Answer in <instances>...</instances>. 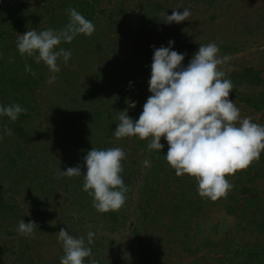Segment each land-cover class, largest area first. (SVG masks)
Listing matches in <instances>:
<instances>
[{"label": "trees", "instance_id": "trees-1", "mask_svg": "<svg viewBox=\"0 0 264 264\" xmlns=\"http://www.w3.org/2000/svg\"><path fill=\"white\" fill-rule=\"evenodd\" d=\"M29 1L0 0V52H4L0 54V105L10 106L18 103L27 109V113L20 114L15 122L11 121L7 116H0V129L5 135L0 140V149L3 150L0 154V221L4 220L14 224V229L7 225L8 228L3 233L10 241H14V238L18 235L19 221L24 219L25 222H28V217L22 213L20 204L15 202L16 200H12V196L8 195V191H12L17 183L19 185L23 177H28V172L32 166H38L39 169L49 165L46 161L38 158L33 160L34 155L27 148V137L32 134L33 128L29 119L33 117V114H41L39 105H35L37 103L36 91L43 89V83L48 81L49 75L45 71L48 67L43 62L37 64L32 57H22L16 47L11 49L12 52H5L2 48V44L4 45L5 42L18 34H24L28 30L40 32L48 29L42 23L40 13L32 9L33 7ZM59 1L60 17L56 14L52 15L50 20L52 29H62L70 19L67 10L75 8L86 19L94 23L95 34H97L95 37H101V35L103 37L106 32L105 26H108L107 31L109 32L111 29L116 34L118 42L116 44H120L123 47L122 56L117 53L116 48H111L112 59L97 74V77L102 76L106 86L113 87H106L97 81H92L98 89L94 88L93 92L85 94V105H89L92 108L94 106L95 110L94 115H90L92 112L88 109L76 114L75 119L79 122L82 121L83 117L88 116L84 120L88 122H82L84 124L79 130L74 128L72 120L64 113L62 108L67 107L66 105H64L65 107L61 105L64 102L63 94L58 88L54 90V94H57L54 98V103L49 101L50 105L45 110L48 114H61L59 126L64 127V130L66 129L65 132L62 131L65 140V144H62L64 147H68L70 152L80 153L84 149V153L87 155V152L93 147L97 149L121 147L125 152H129L128 147L120 143L122 140H129L134 144L132 150L137 147H144V149L139 151L148 152L151 155L152 164L144 175V187L138 204L139 215L133 230L132 263L172 264L171 260L167 259L169 253L174 250V248L169 246L170 242H172L174 247L180 245L187 252V256L194 257L189 264H203L207 258L214 260V263L218 264L212 256L207 255L208 252L215 250L218 241L205 233L202 224L204 221L200 219L208 205L218 204L228 214L236 218L235 228L238 231V235L243 236L245 235L243 233L249 232L257 237L255 243L250 241L244 243L243 238H239L241 241L240 249L236 254L232 253L224 258L226 263L222 264H235L234 258L243 259V264H264V152L261 153L259 163H254L247 171H239L234 176H227L226 179H229L234 185L233 189L229 192L226 199L221 198L216 202H212L199 196L197 182L194 178L188 174L177 176L175 170L169 166L165 158L168 145L163 137L161 138V143L164 144V148L161 152H158L148 149L149 142H146L147 140H141L137 137L117 139L114 135L119 123V113L126 110L134 121L138 120L143 111V105L151 95L148 90V82L151 76L152 57L159 42L169 44V41H174L171 46H175V51L179 52L181 49V54H185L182 64L186 67L194 56L197 46L199 47L203 42L201 40L199 41L200 43L196 41L197 34L200 35L199 31L201 30H209L212 25L216 24L218 19L215 12L208 13L206 11L204 18L197 22L193 21L197 18H193L191 13L192 17L190 16L189 20L167 24L161 13L171 15L174 10L182 13L185 7L190 6L191 8L194 6L201 8V6H210V2L207 0H139L136 6L134 5L132 8V13H130L127 7H123L126 0H108L113 3V6H104L102 4L103 0ZM46 3L47 6L45 3L44 6L48 12H51V2ZM179 3V7L170 8L171 4ZM40 6L43 7L42 2L37 4L38 8ZM247 9L246 11H248ZM197 10L195 9V11ZM127 14H131V18H136V21H138L136 26H138L136 28L137 31L135 29L130 37V42L124 43L122 40L132 30L124 29L125 26H119L118 20L127 16ZM3 22H9L10 24H4ZM9 25L10 27H8ZM239 25L242 32L253 35L264 33V9L257 8L252 13L246 14V18ZM94 35H81V37L82 39H92ZM136 35L141 38L140 45H138L139 40ZM77 42L79 41L73 40L71 43H64L63 49L70 50L72 53L70 59H73V56L76 59L68 60L67 64L63 62L66 68L72 65L77 67V63L79 65L86 63L84 59L88 54L89 47H84V45L82 47ZM247 44L248 42H246ZM218 45H220L218 47H220L222 55H226L228 51L239 50L240 46L244 44L240 43L235 46L233 44L226 45L225 42H222L218 43ZM225 47L229 50H223ZM59 48L58 46L57 50ZM10 57L13 58L11 62ZM61 60L62 58L58 60V63ZM26 65L36 72V76L25 71ZM105 70L109 72L110 76L103 73ZM75 74L76 71L74 70L67 71L61 68V72L56 73V77L57 79L59 78V81H61L63 75L68 77L66 82L69 85L72 81L75 82ZM71 76L72 78H70ZM225 78L230 79L234 85L229 98L236 101L237 107L247 110L250 117L260 114L262 119L260 122H264V66L263 68L254 65L243 66L240 69L226 72ZM62 87L65 88V85L63 84ZM133 103H135V107H131ZM50 116L52 117V115ZM56 122H58V119H56ZM252 122L258 123L254 120ZM5 128L12 129L13 134L11 136L6 135L4 133ZM80 135H83L84 138L79 137ZM32 142H34V146L37 144L36 140ZM52 143H54V140ZM45 145L46 143H43L41 146L42 152L47 148ZM126 161L127 159L122 162L124 171L121 176L129 188L126 193V195H129H127L125 202V204H128V198L133 193L132 189L135 186L136 176L135 172L130 170V166L127 165ZM81 163L82 174L74 177V187L72 186L71 190H68V194L73 192L75 196L73 200L81 199L80 196H83L84 193L82 190L84 183L83 173L87 169L84 159L79 164ZM36 180L40 182L37 183L35 182ZM55 181L48 180L47 176L46 178L40 176L28 177L29 185L27 189L29 192L40 191L44 197L43 199L41 196H34L32 199L34 203L30 206V213L34 216L32 221L38 226L35 232L43 230L42 224L40 225L36 219L39 218V220L45 221L49 217L45 208L47 205L45 199H47V195L53 196L52 187L55 186ZM3 187L12 188L11 190H2ZM86 196L89 197L88 193ZM67 198L70 199L69 196ZM89 198L92 199L91 196ZM91 209L93 210V207ZM121 210H124V208H121L118 212L106 213L111 225L122 226L124 220L122 219V221L120 220L121 218L117 217ZM119 220L122 222L119 223ZM210 228L212 231L217 232L220 227L218 224L213 223ZM228 233L230 234V230ZM141 235L145 237L150 235V238L145 240L141 238ZM23 237H19L21 242H23ZM231 244L232 240L225 243L228 248H230ZM111 245H115V242H111ZM116 246L119 245L116 244ZM12 248L21 250L18 256H16L17 252L14 249L8 252L6 250L2 251V253L6 252V254L10 252L11 256L15 257L13 261L9 262L10 264H24L26 258L31 256L32 247L26 242ZM229 251L227 250V252ZM60 253L61 258L64 254ZM92 253L93 258L96 259L98 253L95 250ZM115 261L116 258L112 260V264H115ZM84 262V264H90V258H85ZM98 264L102 263L99 262Z\"/></svg>", "mask_w": 264, "mask_h": 264}, {"label": "clouds", "instance_id": "clouds-1", "mask_svg": "<svg viewBox=\"0 0 264 264\" xmlns=\"http://www.w3.org/2000/svg\"><path fill=\"white\" fill-rule=\"evenodd\" d=\"M67 12L70 19L62 29L28 30L18 35L19 54L34 58L37 64L43 62L53 73L60 72L58 60L62 58L67 64L72 56L70 50H57L61 42L71 43L79 34L91 36L95 32L94 23L75 8ZM161 16L167 24L181 23L189 20L190 6L182 13L174 10L171 15L161 13ZM173 43L169 41L168 47L155 48L148 82L151 95L138 120L134 121L126 110L119 113L114 135L117 139L148 140V149L158 152L164 148L163 137L168 145L166 161L177 176L188 174L194 178L201 198L212 202L226 199L234 187L226 177L259 163L264 152V125L252 122L250 116L242 118L240 108L229 98L234 85L225 78L222 65L230 58L219 55L216 43L200 44L186 67L182 64L185 54L171 50ZM9 59L11 62L13 58ZM25 71L36 76L28 65ZM55 79L51 76L48 82L53 83ZM131 107H135V103ZM22 113L26 114L27 109L18 103L0 106V116H7L13 122ZM4 133L11 136L13 130L5 128ZM126 158L121 147H93L84 157L87 171L83 173L82 190L92 197V206L100 213L118 212L125 205L129 188L121 173ZM143 164L147 167L149 161L145 159ZM81 174L77 165L66 171L58 170L57 179ZM37 227L34 221L22 219L18 233L34 237ZM94 236L92 231L87 233V245L94 243ZM58 240L64 252L60 264H84L85 258H90V264H98L84 237H74L60 228Z\"/></svg>", "mask_w": 264, "mask_h": 264}, {"label": "rangeland", "instance_id": "rangeland-1", "mask_svg": "<svg viewBox=\"0 0 264 264\" xmlns=\"http://www.w3.org/2000/svg\"><path fill=\"white\" fill-rule=\"evenodd\" d=\"M210 2V6H201L194 7L192 6L191 13L193 18H197L193 20L197 22L204 18L206 11L208 13L215 12L218 16L216 20V24L212 25L209 30L199 31L200 35L197 34L196 41H203L201 44L208 43H222L225 42L226 45L233 44L239 45L243 43L244 45L240 46V49L237 51H228L226 56L230 59L222 68L225 72H231L234 69H240L243 66L254 65L257 67L263 68L264 66V33H258L257 35H253L247 32L241 31V26L239 23L246 18V14L252 13L254 10L264 9V0H207ZM32 5V9L36 10L42 16V23L45 24L46 28H52V24L50 22L52 15L56 14L60 17L61 9L59 6V0H30ZM42 2L43 7H37V4ZM46 2H51V12H48L44 3L47 6ZM139 2V0H126L123 7H127L130 13L133 11L134 5ZM102 4L104 6H113V3L108 0H103ZM180 6L179 4H171L170 8L175 9ZM208 7V8H207ZM100 8V7H99ZM246 8H248L246 11ZM195 9H198L195 11ZM131 14H127L125 17H121L118 20L119 26H125L124 29H130L132 32L125 37L122 42L128 43L130 42V37L134 33L137 28L136 18H131ZM33 17V16H32ZM192 17V16H191ZM4 24H10L9 22H3ZM65 26V25H64ZM10 27V25L8 26ZM108 26H105V33L102 37H95L97 34L95 32L92 34L94 37L92 39H82L81 35H77L73 40H78L77 44L84 47H89L88 54L86 55L84 61L86 62L83 65H79L77 63V67L75 66H64L63 59L59 62L60 69L64 68L67 71H76V76H74L75 82L72 81L71 84H67L66 80L68 77L64 76L59 81L57 79L56 73L51 72L49 69H46V74L51 76H55L56 79L53 83H43L44 88L38 89L36 91L37 103L35 105H39L41 110V114H33V117H30L29 121L32 128V134L27 137L28 140V150L34 155V158L41 159L46 161L47 167L39 168L38 166H32L30 171L28 172V177L40 176L42 178L48 177V180H56L55 186L52 187L53 196L47 195L46 200V211L49 214V217L45 219V221H41L38 219L39 224H42L43 230L36 231L34 237H23V242L19 240L20 235L18 233L17 237L14 238V241H10L7 237L3 235L4 231L8 228H15L14 224L9 222L0 221V264H10V261L15 259L14 256H11L10 252L6 254V252L14 249L13 246L16 247L18 245H22V243L26 242L31 245V256L30 258H26L24 264H60L61 253L63 252L62 242L58 240V231L60 228H64L69 232L70 235L74 237H84L86 246L91 247L92 251L98 253L96 260L101 262L102 264H112V260L116 258L115 264H133L132 258V249L134 246V242L132 241L134 238V228L137 224V217L139 215V202L141 198V193L144 185V175L147 172L148 168L151 167V155L148 152L139 151L140 149H144V147H137L132 150L133 143L129 140H122L120 143L122 145H126L128 147L129 153L127 154V165L130 166V170L135 172V186L132 189L133 193L128 198V204H125L121 210V213L117 214L118 218L122 220V226L116 227L111 225L109 222V217L106 216V213L98 212L92 206V199L87 197V192L81 195V199L73 200L75 197L73 192L68 194V190H71L72 186L74 187L75 181L74 177H62L57 179V171L62 170L66 171L69 167H75L77 165L82 167V163L85 155V150L82 149L80 153H76L74 151L70 152L68 147H64L62 143L65 144V140L62 135V131L65 132L64 127L59 126V121L61 118V114H48L45 110L48 107L49 101L54 103V98L57 94H54V90L58 88V90L63 94V105L62 108L66 116L72 120L74 128L79 130L84 123L88 122L84 121L86 119L83 117L82 121H77L75 119L76 114L82 112V110L88 109L94 115L95 107L93 108L89 105H85V94H89L94 91V88L98 89L94 86V82L97 81L99 84L106 86V82L102 79V76L97 77L98 72L104 66L108 65V62L112 59L111 48L114 47L117 50V53L122 56L123 47L120 44H116L117 37L114 31L111 29L109 32L107 31ZM137 31V29H136ZM193 34V33H192ZM22 35V34H18ZM13 37L11 40L2 44V48L5 52H12L11 49L16 47L17 36ZM91 35V36H92ZM139 40L138 45L141 44V38L136 35ZM91 38V37H90ZM194 41V42H196ZM246 42L248 44L246 45ZM197 43V42H196ZM200 43V42H199ZM112 44V46H111ZM160 46L168 47V43H161L156 46L159 48ZM220 46V45H218ZM222 46V45H221ZM60 48H64V42L59 45ZM197 46V50H198ZM17 49V47H16ZM80 49V48H79ZM220 49V47H219ZM18 50V49H17ZM171 50H176L175 46H171ZM196 50V51H197ZM223 50H229L227 47L223 48ZM9 52V54H10ZM4 53L3 51L0 54ZM178 53H181V49ZM219 55H222V51L220 50ZM121 59V57H120ZM76 60L73 56V59ZM122 60V59H121ZM79 61H81L79 59ZM63 63V64H62ZM85 65V67H84ZM123 65V64H120ZM61 72V70H60ZM59 73V72H58ZM75 73V72H74ZM103 73L107 76H110L108 71H103ZM72 78V76L70 77ZM49 80V78H48ZM63 84L65 88H63ZM113 87V86H106ZM236 104V101L233 100ZM60 105V106H61ZM1 106V105H0ZM237 106V105H236ZM239 108V107H238ZM241 117H249L248 111L241 109ZM52 115V117L50 116ZM58 119V122H56ZM252 120L258 122L260 125H264V122H260L261 115L256 114L252 117ZM264 121V120H263ZM85 135V134H84ZM0 136H5L3 131L0 129ZM79 137L84 138L83 135ZM36 140V145L34 146V141ZM54 140V143H52ZM56 142V143H55ZM146 142H149L148 140ZM43 143H46V150L42 152L41 146ZM48 143V144H47ZM33 145V146H32ZM3 150L0 149V154ZM133 156V157H132ZM147 159L149 161V165L146 167L143 164V161ZM77 162V163H75ZM261 165V164H260ZM37 168V169H36ZM28 177H23L22 180L16 184V187L12 189V191H8V195L12 196V200H16L18 204H20V208L22 213L27 215L28 222L32 221L34 218L33 214L30 213V206L34 203L32 199L34 196H41L44 199L42 192H29L27 189L29 182ZM53 178V179H52ZM35 182L39 183L40 181L36 180ZM68 187V188H67ZM12 188V187H11ZM8 188H2V190H11ZM66 189V192H65ZM129 195V194H127ZM70 197V199L67 198ZM45 197V198H46ZM133 197V199H132ZM73 200V201H72ZM81 202L79 203V201ZM84 201V202H83ZM91 201V202H90ZM127 205V206H126ZM93 207V210L91 207ZM123 211V212H122ZM203 224V229L205 233L210 235L211 238L216 239L218 244L214 251L208 252L207 255L212 256L218 264L226 263L224 262V258L229 256L230 254H236L237 251L241 247V241L239 238H243L245 242H253L257 241V237L255 234H251L249 232L243 233L245 235H238V231L235 228L236 218L228 214L225 209L221 208L218 204H210L206 207L205 211L200 216ZM120 220L118 221L119 223ZM117 222V223H118ZM116 223V224H117ZM218 224L219 230L217 232L212 231L210 228L211 224ZM54 224V225H53ZM230 230V234L228 233ZM92 231L95 233L94 243L92 245H87V233ZM141 238L145 240H149V236H142ZM232 240L230 248H228L225 243ZM234 240V241H233ZM115 242V245H111V242ZM118 244L119 246H116ZM170 248H174L173 252L169 253L167 259H170L172 264H189V262L194 259L193 256H187V252L181 248L180 245L174 247V243L170 242ZM6 250V252H3ZM227 250H230L227 252ZM217 251V252H216ZM17 252L16 256L19 255L21 250H15ZM115 255V257H113ZM118 256V257H116ZM243 259L234 258L235 264H243ZM214 260L206 259L203 264H215ZM85 263V262H84ZM19 264V263H18Z\"/></svg>", "mask_w": 264, "mask_h": 264}]
</instances>
